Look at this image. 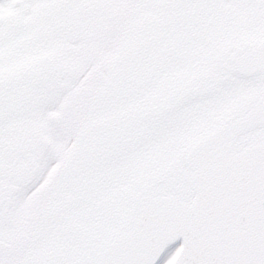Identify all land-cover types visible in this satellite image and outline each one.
<instances>
[{"label":"snow or ice","instance_id":"6c2138e0","mask_svg":"<svg viewBox=\"0 0 264 264\" xmlns=\"http://www.w3.org/2000/svg\"><path fill=\"white\" fill-rule=\"evenodd\" d=\"M0 264H264V0H0Z\"/></svg>","mask_w":264,"mask_h":264}]
</instances>
